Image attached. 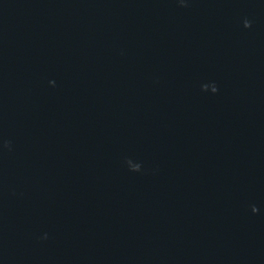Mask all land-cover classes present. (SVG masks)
Listing matches in <instances>:
<instances>
[{"label":"water","instance_id":"1","mask_svg":"<svg viewBox=\"0 0 264 264\" xmlns=\"http://www.w3.org/2000/svg\"><path fill=\"white\" fill-rule=\"evenodd\" d=\"M0 264H264V0H0Z\"/></svg>","mask_w":264,"mask_h":264}]
</instances>
